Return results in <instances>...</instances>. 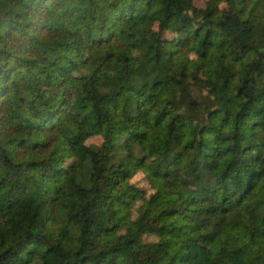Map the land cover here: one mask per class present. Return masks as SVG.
Returning a JSON list of instances; mask_svg holds the SVG:
<instances>
[{
    "label": "trees",
    "instance_id": "16d2710c",
    "mask_svg": "<svg viewBox=\"0 0 264 264\" xmlns=\"http://www.w3.org/2000/svg\"><path fill=\"white\" fill-rule=\"evenodd\" d=\"M0 264H264V0H0Z\"/></svg>",
    "mask_w": 264,
    "mask_h": 264
},
{
    "label": "rangeland",
    "instance_id": "374dc122",
    "mask_svg": "<svg viewBox=\"0 0 264 264\" xmlns=\"http://www.w3.org/2000/svg\"><path fill=\"white\" fill-rule=\"evenodd\" d=\"M210 1L211 0H193V4L197 8H208L210 5ZM220 8L221 9H228L229 4L220 3ZM163 38L166 40H177L178 34H176L174 32H165L163 34ZM191 57H193L192 54H191ZM202 76L203 77H211L212 79L216 80L215 76L206 70L202 72ZM86 143L87 144L100 145L102 143V139L99 136H93V137L88 138L86 140ZM130 182L133 183L136 187L140 188L142 191H144L146 196L153 192V189L150 185V182L147 180L146 176L142 172L135 173L133 175V177L130 179ZM229 194L233 195V190H230ZM230 198H232V197H230ZM134 204L132 205V209H131V212H132L131 218H134L136 216V213H137L136 208L140 204V202L137 201V203H134ZM144 239L146 241H152V240H155V237L154 236H145Z\"/></svg>",
    "mask_w": 264,
    "mask_h": 264
}]
</instances>
